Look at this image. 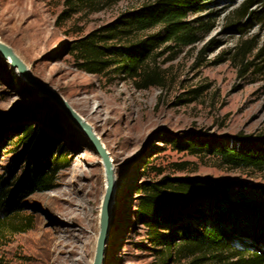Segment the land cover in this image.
I'll use <instances>...</instances> for the list:
<instances>
[{"label": "rangeland", "instance_id": "obj_1", "mask_svg": "<svg viewBox=\"0 0 264 264\" xmlns=\"http://www.w3.org/2000/svg\"><path fill=\"white\" fill-rule=\"evenodd\" d=\"M152 1L0 0V41L92 127L109 154L115 195L102 264H165L135 214L145 182L165 175L210 176L264 185V170L230 167L173 143L189 142L192 134L264 137V26L245 15L237 20L243 31L231 28L246 0H204L210 6L186 19L193 26L195 20L206 23L199 41L156 49L147 70L161 79L146 88L142 78L116 75L112 68L104 74L82 69V39ZM262 9L256 3L249 11ZM28 123L47 126L68 146L73 163L57 189L27 199L22 215H33L31 229L0 231V264H92L106 190L104 164L55 100L0 53V183L15 180L25 166L11 133Z\"/></svg>", "mask_w": 264, "mask_h": 264}, {"label": "trees", "instance_id": "obj_2", "mask_svg": "<svg viewBox=\"0 0 264 264\" xmlns=\"http://www.w3.org/2000/svg\"><path fill=\"white\" fill-rule=\"evenodd\" d=\"M256 3L264 4V0H246L231 28L243 31L237 20L245 15L264 26V9L257 14L249 11ZM208 6L204 0H153L125 11L80 41L85 61L82 69L104 74L112 68L116 75L142 78L146 88L153 79H161L157 72L148 74L147 70L152 57L158 55L155 50L168 42L181 46L197 43L206 23L195 20L198 24L193 26L186 19ZM156 27L161 29L140 35ZM11 135L21 147L25 166L15 180L0 183L1 232L31 229L33 215H22L27 211V199L57 189L61 173L73 163L68 146L43 124L19 125ZM188 141L173 143L215 156L230 167L264 170L262 136L200 138L192 134ZM138 191L136 218L148 230L152 249L165 264L182 260L186 264H264V185L210 176L165 175L145 182Z\"/></svg>", "mask_w": 264, "mask_h": 264}, {"label": "water", "instance_id": "obj_3", "mask_svg": "<svg viewBox=\"0 0 264 264\" xmlns=\"http://www.w3.org/2000/svg\"><path fill=\"white\" fill-rule=\"evenodd\" d=\"M0 53L8 57L11 65L16 68L19 73L30 83L37 86L41 92L52 97L55 102L63 109L68 118L73 124L79 128L91 141L94 151L101 158L106 175V190L101 203L100 220H99V236L97 240L95 255L92 264H102L104 247L106 245V237L108 231V216H109V198L112 192V185L114 180L113 167L110 157L100 139L94 133L92 127L80 117L69 104L56 92L50 90L41 84L28 70L24 62L17 56L11 47L0 41Z\"/></svg>", "mask_w": 264, "mask_h": 264}, {"label": "bare ground", "instance_id": "obj_4", "mask_svg": "<svg viewBox=\"0 0 264 264\" xmlns=\"http://www.w3.org/2000/svg\"><path fill=\"white\" fill-rule=\"evenodd\" d=\"M113 183H114V180H113ZM114 186L112 185V192H111V195H110V198H109V208H110V205L113 201V198H114V195H115V191H114ZM108 219H109V216H108Z\"/></svg>", "mask_w": 264, "mask_h": 264}]
</instances>
